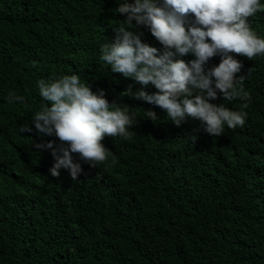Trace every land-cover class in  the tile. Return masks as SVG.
Here are the masks:
<instances>
[{"label": "trees", "instance_id": "1", "mask_svg": "<svg viewBox=\"0 0 264 264\" xmlns=\"http://www.w3.org/2000/svg\"><path fill=\"white\" fill-rule=\"evenodd\" d=\"M121 2L0 0V264H264V56L235 57L250 102L224 101L219 92L211 101L247 112L243 127L225 125L212 137L192 117L176 126L135 98L142 85L99 59L114 41L112 26L126 19L116 12ZM248 22L264 38V12ZM136 31L163 54L148 27ZM74 73L114 107L128 106L136 122L131 138L102 140L105 164L93 168L73 154L84 170L76 181L63 168L50 175L52 150L36 145L59 141L32 124L47 103L37 82ZM10 91L25 103L9 104Z\"/></svg>", "mask_w": 264, "mask_h": 264}, {"label": "clouds", "instance_id": "2", "mask_svg": "<svg viewBox=\"0 0 264 264\" xmlns=\"http://www.w3.org/2000/svg\"><path fill=\"white\" fill-rule=\"evenodd\" d=\"M116 12L126 19L112 26L114 41L101 46L99 59L113 72L142 85L134 94L136 99L166 111L176 126L186 117L197 119L212 137L221 136L225 125L230 129L244 126L247 112L211 101L218 99V92L224 101L251 100L244 88L247 75H236L243 65L235 57L253 60L264 56V38L248 22L249 17L264 12L261 0H123ZM189 17L194 19L186 28ZM138 26L150 29L163 45V54L158 55L159 49L142 41ZM189 53L195 56L190 62L175 58ZM217 55L221 57L218 66L206 71V63ZM37 84L47 103L35 112L32 124L42 136L59 141L36 145L52 150L55 163L51 176L58 178L63 168L76 181L84 170L73 154L89 166L99 167L109 159V150L102 143L105 136L131 138L129 128L136 122L129 107H114L117 104H110L103 90L94 92L88 83L81 82L78 73L53 75ZM149 85L157 91L150 94L145 90ZM193 91L197 93L194 97ZM7 99L9 104L25 103L24 96L15 91H10ZM247 106L244 103L243 107ZM144 112L154 122L158 120L154 111ZM31 125H23L20 131L31 132Z\"/></svg>", "mask_w": 264, "mask_h": 264}]
</instances>
